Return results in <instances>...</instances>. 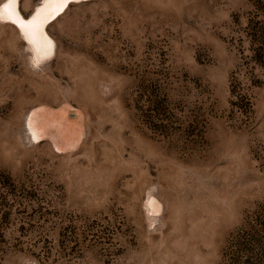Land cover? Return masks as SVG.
Listing matches in <instances>:
<instances>
[{
    "label": "rangeland",
    "instance_id": "1",
    "mask_svg": "<svg viewBox=\"0 0 264 264\" xmlns=\"http://www.w3.org/2000/svg\"><path fill=\"white\" fill-rule=\"evenodd\" d=\"M0 264H264V0H0Z\"/></svg>",
    "mask_w": 264,
    "mask_h": 264
},
{
    "label": "bare ground",
    "instance_id": "2",
    "mask_svg": "<svg viewBox=\"0 0 264 264\" xmlns=\"http://www.w3.org/2000/svg\"><path fill=\"white\" fill-rule=\"evenodd\" d=\"M15 2V1H14ZM55 7V6H54ZM49 8H51L50 6H49ZM58 8H59V6H58ZM53 10V9H52ZM46 13H48V11H45ZM41 13H42V9H39L38 11H37V13L35 14V16H34V19L36 20V21H38L39 22V18H40V16H41ZM55 12L53 11V14H54ZM52 14V13H51ZM56 14V13H55ZM19 16V15H18ZM42 17V16H41ZM50 17V16H49ZM52 17V16H51ZM19 18H21L22 19V21L24 22V25H23V28H24V30H26L28 33H32L33 31H35L32 27H30L29 26V24H27V22H26V20H24L22 17H20L19 16Z\"/></svg>",
    "mask_w": 264,
    "mask_h": 264
}]
</instances>
